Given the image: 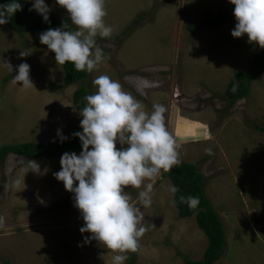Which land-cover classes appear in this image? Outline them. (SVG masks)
<instances>
[{
  "label": "rangeland",
  "instance_id": "1",
  "mask_svg": "<svg viewBox=\"0 0 264 264\" xmlns=\"http://www.w3.org/2000/svg\"><path fill=\"white\" fill-rule=\"evenodd\" d=\"M45 2L51 8L49 16L68 18L55 0ZM234 7L229 0H105L104 19L113 33L110 38L97 36L105 59L83 87L94 94L93 80L108 75L149 112L154 104H162L166 118L172 105V126L167 129L180 159L197 164L206 176L207 194L227 231L228 252L217 264H264V132L258 130L264 129V73L247 99L231 106L225 98L235 75L252 71L264 49L246 35L231 36ZM223 14L231 17L221 25L189 33V25ZM126 30L131 31L125 35ZM23 49L31 55L21 57ZM21 63L30 65L34 87L12 83ZM64 80V66L39 37L0 25V149L60 141L58 130L66 141L75 137L82 119L74 106L80 84L66 85ZM208 147L213 149L211 156L205 151ZM60 159L10 155L0 163V215L5 217L0 264H113L117 253L99 241L83 243L91 234L79 231L84 221L74 194L54 177L61 169ZM32 161L39 165L38 172ZM169 172L162 171L153 182L150 207L140 204L142 189H125L131 202L141 207L148 230L134 261L132 252L124 253L129 257L124 264L203 259L208 238L195 216L180 217L175 194L169 191Z\"/></svg>",
  "mask_w": 264,
  "mask_h": 264
},
{
  "label": "clouds",
  "instance_id": "2",
  "mask_svg": "<svg viewBox=\"0 0 264 264\" xmlns=\"http://www.w3.org/2000/svg\"><path fill=\"white\" fill-rule=\"evenodd\" d=\"M55 2L66 9L75 29L63 22L61 27L41 33L40 43L55 54L57 64L72 63L77 71L88 72L86 81L90 82L91 72L105 59L96 38H110L113 33V28L104 19L107 16L105 0ZM229 2L235 6L233 15L236 19L231 36L241 38L246 35L250 43L264 49V0ZM32 5L30 11L35 10L49 22L51 8L45 0H32ZM21 10L19 0L0 4V25L7 24ZM31 53L23 49L20 56L27 57ZM3 63L13 71L10 63ZM16 73L12 83L22 84L23 88L34 87L29 64L21 63ZM93 84L97 91L84 98L86 106L79 112L82 131L73 133L81 141L82 151L79 155L63 153L61 169L54 177L63 183L66 191L74 194L75 207L84 221L79 231L91 234L84 237L83 243L99 241L106 249L117 253L113 256V264H124L129 258L124 253L138 252L140 238L148 230L142 224L141 207L131 202L125 189H142L140 204L150 207L153 182L162 171L169 172L182 161L177 142L166 126L164 105L154 104L152 111H147L140 100L108 75L96 77ZM238 88L239 84L234 83L231 91L235 93ZM57 135L61 142L67 140L59 130ZM117 143L121 145L119 149ZM205 151L209 156L213 155L211 147ZM32 162L38 172L39 165ZM169 191L175 194L179 189L173 185ZM179 199L191 208L200 203L198 197L180 196ZM3 227L5 217L0 215V228Z\"/></svg>",
  "mask_w": 264,
  "mask_h": 264
},
{
  "label": "trees",
  "instance_id": "3",
  "mask_svg": "<svg viewBox=\"0 0 264 264\" xmlns=\"http://www.w3.org/2000/svg\"><path fill=\"white\" fill-rule=\"evenodd\" d=\"M22 5V10L15 13L11 20L6 24L10 29L19 35H31L39 37L41 33L49 28H58L63 22H68L70 29H75L69 18H59L49 16V22H45L43 17H40L35 10L32 9L31 0H19ZM9 0H1V4H7ZM231 14H223L217 16H208L204 18L198 25L191 24L188 26L189 33L195 34L201 28H212L221 25ZM131 29V28H130ZM131 31V30H130ZM129 30L124 31L125 35L130 33ZM123 35V36H125ZM117 40V38H115ZM65 69V84L74 85L80 84L79 89L74 93V106L77 110L82 111L86 106L85 97L92 94L83 87V82L88 77V72L77 71L72 63L63 65ZM264 73V50H260L256 56L255 67L252 71L246 73H238L231 81L228 92L225 98L233 106L237 102L247 99L252 92V86L259 76ZM15 74H13L14 76ZM82 82V83H81ZM238 83V91H231L233 84ZM258 130L263 131V128L258 127ZM82 131V128L79 132ZM82 151L81 141L78 137H74L69 141H53L49 144H40L29 142L23 144H12L0 149V163L6 161L8 156L16 155L31 159H60L65 152H75L77 155ZM179 191L175 193V206L179 210L181 218L188 219L195 216L198 226L204 231L208 238V247L205 251L203 259L194 261L186 257L185 264H217L223 259L228 252L227 231L224 221L218 212L213 201L209 198L206 190L207 178L201 172L197 164L181 163L175 166L167 175ZM180 196L198 197L199 205L195 208L189 207L187 203L180 201ZM73 198V197H72ZM136 257V252H132L131 263Z\"/></svg>",
  "mask_w": 264,
  "mask_h": 264
},
{
  "label": "crops",
  "instance_id": "4",
  "mask_svg": "<svg viewBox=\"0 0 264 264\" xmlns=\"http://www.w3.org/2000/svg\"><path fill=\"white\" fill-rule=\"evenodd\" d=\"M171 108V110H170ZM174 113H172V105L169 106V115L166 116L167 120V127L168 129L172 126V117H173Z\"/></svg>",
  "mask_w": 264,
  "mask_h": 264
}]
</instances>
